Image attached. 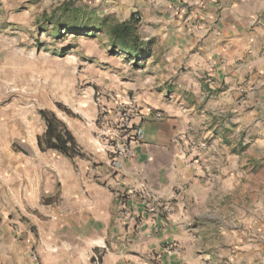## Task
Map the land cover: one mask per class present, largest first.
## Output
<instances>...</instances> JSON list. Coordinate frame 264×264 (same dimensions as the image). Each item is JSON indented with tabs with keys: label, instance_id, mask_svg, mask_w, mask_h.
Returning a JSON list of instances; mask_svg holds the SVG:
<instances>
[{
	"label": "crops",
	"instance_id": "1",
	"mask_svg": "<svg viewBox=\"0 0 264 264\" xmlns=\"http://www.w3.org/2000/svg\"><path fill=\"white\" fill-rule=\"evenodd\" d=\"M30 1L0 0V44L25 30ZM58 1L60 15H140L139 59L100 33L118 67L111 87L162 118L143 121L145 143L116 174L67 124L85 157L42 152L46 126L37 134L27 106L11 102L0 264H264V180L250 192L252 172L264 175V0Z\"/></svg>",
	"mask_w": 264,
	"mask_h": 264
},
{
	"label": "rangeland",
	"instance_id": "2",
	"mask_svg": "<svg viewBox=\"0 0 264 264\" xmlns=\"http://www.w3.org/2000/svg\"><path fill=\"white\" fill-rule=\"evenodd\" d=\"M30 4L31 13L23 21L25 30L20 35H5L11 39L10 45L0 44L2 55L7 57L0 60V133L8 130L7 121L13 113L8 105L15 101L27 106L29 128L37 134H42L46 126L40 115L46 111L53 113L65 127L66 124L73 127L81 139L94 143L98 150L113 134L125 135L121 126L131 118V113L122 102L127 101L126 97L133 100L134 96L121 95L111 87L118 67L115 53L105 52L106 36L66 35L56 41L49 20L52 18L54 22V18L60 17L56 12L59 1L31 0ZM75 6L83 7L77 3ZM131 16L139 17L135 18L137 25L142 21L138 14ZM23 34L24 42L12 41ZM64 49H69L67 54H62ZM108 71L111 73L106 75ZM27 150L32 154L30 148ZM261 179L264 180V175L259 171L252 172L253 200Z\"/></svg>",
	"mask_w": 264,
	"mask_h": 264
},
{
	"label": "trees",
	"instance_id": "3",
	"mask_svg": "<svg viewBox=\"0 0 264 264\" xmlns=\"http://www.w3.org/2000/svg\"><path fill=\"white\" fill-rule=\"evenodd\" d=\"M61 11L60 17L54 18V22L52 18L49 20L56 41L64 39L66 35H73L74 38L91 37L104 32L113 51H122L131 59H139L135 54L141 50V40L134 16L127 22L115 23L108 18L102 21L86 18L77 10H69L67 6ZM68 51L69 49H64L62 54H67ZM40 115L46 124L45 133L38 138L42 152L52 150L69 159L84 157L72 134L53 113L41 111Z\"/></svg>",
	"mask_w": 264,
	"mask_h": 264
},
{
	"label": "built area",
	"instance_id": "4",
	"mask_svg": "<svg viewBox=\"0 0 264 264\" xmlns=\"http://www.w3.org/2000/svg\"><path fill=\"white\" fill-rule=\"evenodd\" d=\"M139 19L138 16L135 17ZM127 103H124L131 113L127 119V123L122 125L121 128L124 129L126 133L123 136L113 134L102 146L98 152L103 153L107 157L108 168L113 173H120L124 167V162L130 160L134 157L135 144H144L146 140V133L142 127V123L147 118H154L160 120L162 115L156 113L152 115L149 112H145L136 107L133 100L128 98ZM95 264H101L99 255L94 256Z\"/></svg>",
	"mask_w": 264,
	"mask_h": 264
}]
</instances>
